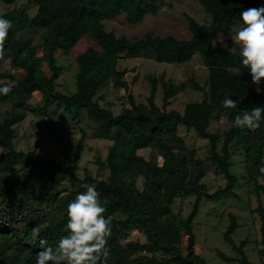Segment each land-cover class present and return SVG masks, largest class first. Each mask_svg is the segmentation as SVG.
<instances>
[{"label": "trees", "instance_id": "1", "mask_svg": "<svg viewBox=\"0 0 264 264\" xmlns=\"http://www.w3.org/2000/svg\"><path fill=\"white\" fill-rule=\"evenodd\" d=\"M1 1L6 5L16 2ZM30 1L37 8L32 17L22 10L1 15L13 25L5 43L4 58L23 76L0 72V87L16 82L9 94H0V104L10 105V109L0 113V264H35L36 254L41 251L39 239H46L48 246L55 247L65 234L67 205L86 191L84 185L96 187L106 208L104 215L110 220L111 251L107 264H206L195 252L193 220L203 199L237 196L234 193L237 179L231 171L236 151L243 157L245 180L257 201L252 212L260 222L258 253L264 264V118L255 130L238 129L232 124L240 112L250 111L254 106L264 107V81L257 94L248 69L241 68L239 75L231 71L240 67L238 50L231 52L214 45L219 36L230 35L239 24L242 11L264 7V0H197L212 22L200 25L184 15L189 40L146 34L132 41L105 31L103 21L124 14L129 26L141 24L147 17L158 14L165 6L163 0ZM35 31H42L38 43L29 35ZM82 39L90 40L93 46L75 58V92L60 93L55 88L61 74L56 55L59 51L68 52ZM140 54L174 66L199 56L208 72L207 88L194 80L190 82L203 91L202 100L187 103L182 113L160 109L154 101L158 83L163 107L186 88V84L165 81L161 75L148 77L151 94L147 104L136 103L129 95L128 106L118 114L102 107V97L98 96L101 89L112 83L127 89L126 71L118 69L120 56ZM43 64L50 71L49 77L42 70ZM34 94L40 95L41 102L32 107L29 100ZM225 97L237 101V107L223 108ZM53 107L67 115L84 111L101 124L105 136L115 134L106 159L96 160L101 177L107 170L105 177H92L88 170L82 178L75 174L83 152L84 133L77 142L71 164L66 167L40 157L35 148L27 152L14 149L15 126L28 113L43 114ZM221 117L227 119L229 128L223 133L218 149L220 137L208 128L211 120ZM180 125L208 140V161L224 178L223 188L212 194L206 192L202 180L209 166L177 134ZM150 147L155 149L148 158L138 155V151ZM59 177L68 178L69 190L58 191ZM41 181L43 184L36 189ZM190 196H195L191 213L186 218L177 216L173 211L176 199ZM37 225L41 230L34 240L31 229ZM238 226L235 215H229L223 238L235 255L220 252L218 257L228 263L253 264L244 252L248 240L239 245L232 240ZM133 227L144 235V242L122 241Z\"/></svg>", "mask_w": 264, "mask_h": 264}, {"label": "rangeland", "instance_id": "2", "mask_svg": "<svg viewBox=\"0 0 264 264\" xmlns=\"http://www.w3.org/2000/svg\"><path fill=\"white\" fill-rule=\"evenodd\" d=\"M165 6L161 7L158 14L147 17L141 24L129 26L124 20V14L114 19L103 21L105 31L112 32L116 37H123L127 40H136L146 34L153 37L173 36L178 40H189L191 38L184 15L192 17L200 25H210L212 18L199 5L197 0H163ZM36 5L30 0H16L12 5H6L0 0V17L11 10L25 11L30 17L36 12ZM236 25L230 35L219 36L214 45L229 50L233 47L231 38L237 30ZM42 31L31 32L29 35L35 43H38ZM226 45V47H225ZM93 46L88 39L80 40L68 52L59 51L56 55L57 65L61 67V74L55 83L56 91L63 94L75 92V76L77 65L76 56ZM119 70H125L124 79L127 89H123L113 83L101 89L98 96L102 99V107L111 110L114 114L128 106L127 97L131 95L136 103L147 104L151 94V83L148 77L159 78L163 75L165 81L174 84H186L185 90L179 92L169 103L163 107L162 89L160 83L155 94V104L165 111H176L182 113L184 107L190 102H200L203 98V91L197 90L190 82L194 80L200 87L207 88V69L202 64L199 56L195 55L189 62L183 65H169L158 63L144 54L138 56L121 55L118 63ZM42 70L49 77L50 71L43 64ZM0 72L22 77L21 71L11 67L5 58L0 60ZM251 81V78H249ZM41 102L39 94H34L29 100L32 107ZM10 109L9 103L0 104V113ZM229 124L225 117L219 120H211L208 131L218 134L222 145V135L228 130ZM15 134L13 147L16 151L27 152L36 149L37 154L48 160L59 162L63 167L69 166L72 162L77 142L84 133L83 152L75 174L82 178L84 171L88 170L92 177L102 178L107 175L98 169L96 160L104 161L108 149L113 144L115 134L111 137L105 136L101 124L88 117L86 112L79 111L73 115H67L61 109L53 107L46 113H28L25 120L14 128ZM177 134L184 140L186 146L196 151L197 156L209 166L207 176L202 180L206 192L212 194L225 185L224 178L219 175L214 166L208 161L209 143L208 140L200 138L193 130L184 126L178 127ZM154 147L138 151V155L148 158L154 152ZM0 151L2 149L0 148ZM232 173L236 176L237 183L234 193L237 195L219 197L218 199H203L199 211L193 220L192 229L196 239L195 252L200 254L206 264H237L228 263L218 257V253L227 256H234L232 247L227 243L223 234L229 225V215H235L238 228L232 235V240L239 245L243 240H248L244 252L249 261L253 264H262L259 256L260 244V222L252 211L257 206L256 198L250 193V187L245 180V165L243 157L236 151L232 158ZM58 191L70 189V182L66 177H59ZM43 184V181L36 185V189ZM195 196L176 199L173 211L182 218H186L192 211ZM126 241L144 242V235L136 228H131L122 239ZM182 246H186V238L182 240Z\"/></svg>", "mask_w": 264, "mask_h": 264}, {"label": "clouds", "instance_id": "3", "mask_svg": "<svg viewBox=\"0 0 264 264\" xmlns=\"http://www.w3.org/2000/svg\"><path fill=\"white\" fill-rule=\"evenodd\" d=\"M13 25L9 19L0 17V60L5 55V43ZM231 52L238 50L240 67L231 71L241 73L246 68L251 82L259 85L264 81V7L249 8L240 13L239 24L231 38ZM226 47V45H225ZM16 87L15 81L0 87V94L7 95ZM225 109L237 107V101L225 97L222 101ZM264 118V107L254 106L235 116L232 124L238 129L255 130ZM86 191L78 194L66 208L67 222L65 234L55 247L48 246L46 239H39L41 251L36 254L35 264H107L111 249L108 247L111 235L110 220L105 217L106 208L101 203L99 192L94 185H84ZM41 226L31 229L35 240L40 235Z\"/></svg>", "mask_w": 264, "mask_h": 264}]
</instances>
